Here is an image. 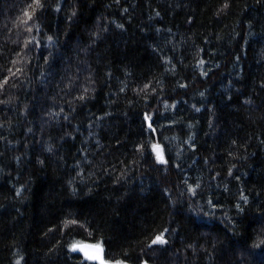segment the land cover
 <instances>
[{"label":"trees","instance_id":"obj_1","mask_svg":"<svg viewBox=\"0 0 264 264\" xmlns=\"http://www.w3.org/2000/svg\"><path fill=\"white\" fill-rule=\"evenodd\" d=\"M41 3L0 0V264H264V0Z\"/></svg>","mask_w":264,"mask_h":264},{"label":"snow or ice","instance_id":"obj_2","mask_svg":"<svg viewBox=\"0 0 264 264\" xmlns=\"http://www.w3.org/2000/svg\"><path fill=\"white\" fill-rule=\"evenodd\" d=\"M25 15L27 16L28 13H25ZM201 64H203V61H201ZM198 110L199 109H197V111ZM145 119L150 120L151 118L146 116ZM149 127H151V125H149ZM152 152L154 153L156 162L158 164L168 163V161L165 159L164 150L161 148V146L159 144H153L152 145ZM157 243H159V244L166 243V241L162 235L157 236L156 239L153 240V244H157ZM90 249L94 250V252L90 253L89 252ZM69 250L72 252H76V251L83 252L87 259H89V260H100L101 264H104L103 260L100 257V253L102 252V248L99 244L89 245V244H82L81 242L76 241L70 246Z\"/></svg>","mask_w":264,"mask_h":264},{"label":"water","instance_id":"obj_3","mask_svg":"<svg viewBox=\"0 0 264 264\" xmlns=\"http://www.w3.org/2000/svg\"><path fill=\"white\" fill-rule=\"evenodd\" d=\"M82 244H89V245H96V244H90V243H82ZM102 248V247H101ZM90 253H93L94 250L90 249L89 250ZM75 253H78L84 260H87V261H90V262H93V263H99L101 264L100 260H89L85 257L84 253L83 252H80V251H76ZM100 257L101 259L103 260L104 264H126V263H118V262H113V263H107L104 259V249L102 248V252L100 253Z\"/></svg>","mask_w":264,"mask_h":264},{"label":"clouds","instance_id":"obj_4","mask_svg":"<svg viewBox=\"0 0 264 264\" xmlns=\"http://www.w3.org/2000/svg\"><path fill=\"white\" fill-rule=\"evenodd\" d=\"M39 7H42L41 0H33V4H30L28 6V12H31L33 9H38ZM28 12H25V13H28ZM34 26L35 25L33 24V27ZM13 42L15 43V41H13ZM16 63H18V61L14 62V66ZM0 87H2V84H0ZM0 103H3V101H0ZM16 264H19V261H17Z\"/></svg>","mask_w":264,"mask_h":264},{"label":"rangeland","instance_id":"obj_5","mask_svg":"<svg viewBox=\"0 0 264 264\" xmlns=\"http://www.w3.org/2000/svg\"><path fill=\"white\" fill-rule=\"evenodd\" d=\"M34 44H36V42L34 41Z\"/></svg>","mask_w":264,"mask_h":264}]
</instances>
